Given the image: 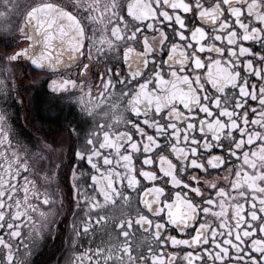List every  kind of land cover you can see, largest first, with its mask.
I'll return each instance as SVG.
<instances>
[{
	"label": "snow or ice",
	"instance_id": "snow-or-ice-1",
	"mask_svg": "<svg viewBox=\"0 0 264 264\" xmlns=\"http://www.w3.org/2000/svg\"><path fill=\"white\" fill-rule=\"evenodd\" d=\"M0 96V264H264V0H0Z\"/></svg>",
	"mask_w": 264,
	"mask_h": 264
},
{
	"label": "flooded vegetation",
	"instance_id": "flooded-vegetation-1",
	"mask_svg": "<svg viewBox=\"0 0 264 264\" xmlns=\"http://www.w3.org/2000/svg\"><path fill=\"white\" fill-rule=\"evenodd\" d=\"M19 2L24 3L26 2V0H19ZM25 70L26 69L23 67L14 69L18 82L20 81V78ZM22 83L26 86L32 85L28 88V91L33 94L39 91L41 95H43V92L46 90V85H44V88H40L39 83L36 82L34 77H32L31 75L24 78L22 80ZM2 101L3 97L0 96V107H3ZM9 104H11L10 100ZM8 111L11 114V122L13 123V125L21 129L24 132V135H30L31 137V145H33L32 150L38 153V158L36 161L38 173L41 170L55 169V165L61 164L62 159H65V157H62L60 154H53L49 158L43 160L39 158L43 155V153L40 152L43 142L45 140L51 142V139L55 135V125L48 120L37 118V120L35 121L36 128H31L30 126L28 128H25L23 113L27 112V109H22L20 112H18L15 106H11L9 107ZM41 111H43V105H41ZM37 129L40 130L37 131ZM66 224L67 221H65L64 224L59 225V234H57L55 237H50L48 242L44 244L40 249H37L30 259L36 261L37 264H64L65 258L69 254L66 251L69 246L68 242L65 239V237L69 235L65 227Z\"/></svg>",
	"mask_w": 264,
	"mask_h": 264
}]
</instances>
